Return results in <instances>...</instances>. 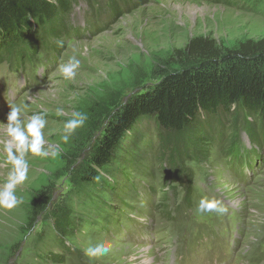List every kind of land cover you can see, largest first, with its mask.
Listing matches in <instances>:
<instances>
[{"label":"rangeland","instance_id":"1","mask_svg":"<svg viewBox=\"0 0 264 264\" xmlns=\"http://www.w3.org/2000/svg\"><path fill=\"white\" fill-rule=\"evenodd\" d=\"M103 6L94 17L77 4L72 33L57 40L56 51L37 50L17 68L0 60V123L13 105L23 119L45 114V148L57 152L26 156L28 180L16 188L23 202L0 208V264H264V149L243 127L230 155L209 144L200 160L169 164L159 161L158 125L142 118L109 166L92 161L115 115L180 70L191 40L222 50L264 40V0H139L116 5L118 12ZM73 55L81 64L66 80L58 66ZM73 111L87 120L65 144L63 124ZM3 165L0 152V185L11 167ZM203 196L227 211L199 213ZM61 217L65 233L54 227ZM89 240L107 242L110 251L90 262Z\"/></svg>","mask_w":264,"mask_h":264},{"label":"trees","instance_id":"2","mask_svg":"<svg viewBox=\"0 0 264 264\" xmlns=\"http://www.w3.org/2000/svg\"><path fill=\"white\" fill-rule=\"evenodd\" d=\"M132 1L139 0H0V60L17 68L35 59L37 50L56 51L57 40L72 33L80 2L96 17L103 5L118 12L116 5ZM184 60L180 70L163 75L115 115L94 150L96 168L113 162L124 135L142 118H153L159 127L160 162L200 160L209 144L230 155L240 127L264 149V40L222 50L212 41L193 39ZM66 224L67 218L54 221L62 233ZM50 258L60 261L58 255Z\"/></svg>","mask_w":264,"mask_h":264},{"label":"clouds","instance_id":"3","mask_svg":"<svg viewBox=\"0 0 264 264\" xmlns=\"http://www.w3.org/2000/svg\"><path fill=\"white\" fill-rule=\"evenodd\" d=\"M81 61L75 55L69 57L66 63L58 66V71L64 79L73 80L77 75ZM57 115H63L64 109L58 107ZM23 108L21 106H10V111L6 116V123H0L3 127L4 136L0 138V152L4 156V167L10 165L6 178L0 185V208L11 210L23 202V197L16 193V188L23 185L28 180L29 162L26 159L28 154L46 158L56 156L57 152L46 150L47 143L44 135V129L48 123L45 114L34 113L26 119L22 118ZM87 120V115L80 111H73L71 118L63 124V135L61 140L66 144L70 137ZM99 179V177H97ZM197 211L199 213H217L223 214L227 209L220 200L201 197ZM85 256L91 262L92 260L106 255L110 251V246L104 241L87 242L83 249Z\"/></svg>","mask_w":264,"mask_h":264}]
</instances>
